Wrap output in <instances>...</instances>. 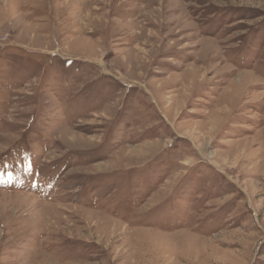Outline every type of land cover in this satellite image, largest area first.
I'll return each mask as SVG.
<instances>
[{
	"label": "rangeland",
	"instance_id": "1",
	"mask_svg": "<svg viewBox=\"0 0 264 264\" xmlns=\"http://www.w3.org/2000/svg\"><path fill=\"white\" fill-rule=\"evenodd\" d=\"M0 264H264V0H0Z\"/></svg>",
	"mask_w": 264,
	"mask_h": 264
},
{
	"label": "bare ground",
	"instance_id": "2",
	"mask_svg": "<svg viewBox=\"0 0 264 264\" xmlns=\"http://www.w3.org/2000/svg\"><path fill=\"white\" fill-rule=\"evenodd\" d=\"M243 84V83H242ZM232 112V111H231ZM226 113V114H225ZM229 114V112H224V115H228ZM231 114V113H230ZM219 116V115H218ZM230 117V116H229ZM228 117V118H229ZM216 125V124H215ZM216 127H218V125L217 126H215L214 128H216ZM220 127V126H219ZM213 132H216V129H215V131H213V129H211L210 131H209V133L208 134H210V135H212V133Z\"/></svg>",
	"mask_w": 264,
	"mask_h": 264
}]
</instances>
